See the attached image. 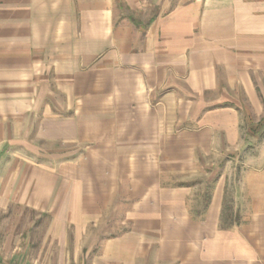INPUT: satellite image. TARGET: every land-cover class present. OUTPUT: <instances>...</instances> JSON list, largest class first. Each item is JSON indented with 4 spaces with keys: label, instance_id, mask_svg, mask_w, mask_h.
Segmentation results:
<instances>
[{
    "label": "crops",
    "instance_id": "obj_1",
    "mask_svg": "<svg viewBox=\"0 0 264 264\" xmlns=\"http://www.w3.org/2000/svg\"><path fill=\"white\" fill-rule=\"evenodd\" d=\"M164 4L137 28L119 18L117 0H0V147L13 119L35 113L45 140L89 144L74 167L0 155V207L15 201L64 223L62 232L67 220L84 232L125 182L127 229L104 239L101 261L264 264V139L242 172V224L220 225L224 177L198 219L188 205L197 186L171 183L199 157L241 144L240 100L206 95L222 79L263 116L264 0Z\"/></svg>",
    "mask_w": 264,
    "mask_h": 264
},
{
    "label": "rangeland",
    "instance_id": "obj_2",
    "mask_svg": "<svg viewBox=\"0 0 264 264\" xmlns=\"http://www.w3.org/2000/svg\"><path fill=\"white\" fill-rule=\"evenodd\" d=\"M186 1L189 0H131L133 7L123 8L121 0H117L119 9L122 8L121 11L118 9V16L121 18L123 14L133 26L145 28L159 13L160 7L165 5L164 2L171 7ZM163 8L165 10V7ZM223 81L224 79L217 91L206 95L213 98L218 95V92L222 93L221 95L227 92L230 97L240 100L237 104L245 112L246 118L241 125L242 140L239 148L218 150L199 157L194 172L180 174L172 178L171 183L176 186H197V191L189 198L188 205L192 217L198 219L202 217V212L209 203L216 178L224 177L220 225L227 226L242 224L247 219V193L242 188L241 176L246 169L247 159L258 153L259 144L257 143L264 139V114L259 119L240 90L228 88ZM50 90L51 95L56 98L59 96L54 87L51 86ZM257 91L260 92V88L257 87ZM261 98L264 100L262 94ZM218 105H233V103L227 101L207 103L209 108ZM50 114L67 116L71 114V111L51 108ZM41 115V113H35L13 119L0 147V155L8 152L7 156L12 157L16 154L21 160L44 169H55L62 162L71 163L74 167L78 159H89L88 143L45 140L39 136L36 131ZM73 167L69 169L73 170ZM81 168L82 166H78L77 170ZM213 171L215 173L212 179H208ZM126 188L125 182L117 184L118 197L108 200L100 219L84 232H76L70 220L65 222V230L62 232L64 223L54 224L51 216L43 211L31 209L15 201L2 204L0 207V264H111L101 261L99 252L104 239L127 229V223L122 222L123 212L130 204V200L125 198ZM148 264L167 263L150 262Z\"/></svg>",
    "mask_w": 264,
    "mask_h": 264
}]
</instances>
